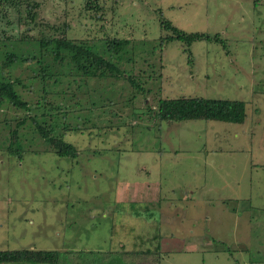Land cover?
Returning <instances> with one entry per match:
<instances>
[{"label": "rangeland", "instance_id": "rangeland-1", "mask_svg": "<svg viewBox=\"0 0 264 264\" xmlns=\"http://www.w3.org/2000/svg\"><path fill=\"white\" fill-rule=\"evenodd\" d=\"M30 2L36 26L25 33L23 8L0 0V73L29 106L0 99V251L109 264L124 247L137 264H264V0ZM165 20L224 44L196 42L189 56L161 42ZM46 36L103 55L110 40L130 44L114 61L119 74L88 79L54 45L41 47ZM191 97L243 101L247 118L151 113L160 99ZM32 119L54 125L76 157L53 152ZM16 127L21 156L8 150Z\"/></svg>", "mask_w": 264, "mask_h": 264}, {"label": "trees", "instance_id": "trees-1", "mask_svg": "<svg viewBox=\"0 0 264 264\" xmlns=\"http://www.w3.org/2000/svg\"><path fill=\"white\" fill-rule=\"evenodd\" d=\"M8 3H12L15 6L23 8L26 16V28L25 33H30L31 30L36 26L35 23V14L34 9L38 8V4H33L31 0H26V3L21 0H5ZM96 9H100L97 7ZM162 28L169 32L170 34L162 37L163 41L161 42H181L185 48V52L189 53V56L192 55L190 47L200 41L208 42H218L224 44V41L221 42L218 40V36H210L205 33L200 32H191L189 34L183 32L167 20L162 22ZM31 29V30H29ZM56 31V29H55ZM53 38V39H51ZM161 39V38H160ZM41 47L44 46L46 49L51 45H54V48L58 49L55 51L59 53L58 56L66 54L68 58L71 57V63L74 65L76 72H81V75H84L90 79V77H106L109 75L119 74L118 66L114 61L121 59L123 53L127 49V46L130 44L128 39L117 40L113 39L107 42V48L104 50V55L99 53L96 47L86 43H75L68 40L67 38H55V37H43L40 39ZM33 43V42H31ZM50 48V47H49ZM30 56V55H28ZM26 58H23V55L20 56L16 66L11 68H22L23 61L25 62ZM60 60V59H59ZM191 61V59H190ZM13 69V70H14ZM23 70V69H22ZM45 67H42L41 71L43 73L42 80L46 81V74L44 73ZM9 76V75H8ZM132 85L137 86L136 82L131 79ZM17 83L12 81L7 76H3L0 73V99L3 101H8L13 107L17 109L29 110L27 103L22 101L20 96L16 91ZM158 110H152V115L159 121H169V122H187L191 120H204V121H218V122H228L235 124H242L247 118V106L243 101L238 100H217V99H206V98H179V99H160L158 101ZM37 132L39 133V139L43 140L45 144L51 147V150L55 152L60 157L66 158H75L77 155V149L73 144H70L64 140L65 135H53L55 130L54 125H49L50 129H47L46 126L37 122L35 119H32ZM24 120H22L17 126L20 127L24 125ZM45 125V124H44ZM59 128V124L57 125ZM18 128L11 134V142L8 150L12 155L21 156L23 149L20 144ZM69 130L70 128H63ZM77 130V127L71 128L69 131ZM122 253V252H121ZM119 254V253H112ZM136 253H134L135 255ZM122 259L118 258L119 256H112L111 262L109 264H137L138 257L140 255L132 256L130 252H123ZM120 255V256H121ZM137 256V258H136ZM133 257L134 259H131ZM118 258V259H117ZM61 258L59 253L54 251H35V250H19V251H0V264H15V263H27V264H60Z\"/></svg>", "mask_w": 264, "mask_h": 264}, {"label": "crops", "instance_id": "crops-1", "mask_svg": "<svg viewBox=\"0 0 264 264\" xmlns=\"http://www.w3.org/2000/svg\"><path fill=\"white\" fill-rule=\"evenodd\" d=\"M241 218H243V217L241 216ZM134 219H136V218H134ZM242 230H243V231H242V237L245 238V239H247L248 234L246 233V230H247V229H246V226H245V228H243ZM238 240H240L239 237H238ZM241 240H242V241H245L244 239H241ZM153 241H154V239H153ZM158 248H159V247H158ZM130 249H132V248H130ZM135 249H137V248L135 247ZM121 250H122L121 252H127V253L133 251V250H128V251H127V249H125L124 247H122ZM141 252H143V251L137 252V251L134 250V253H141Z\"/></svg>", "mask_w": 264, "mask_h": 264}]
</instances>
